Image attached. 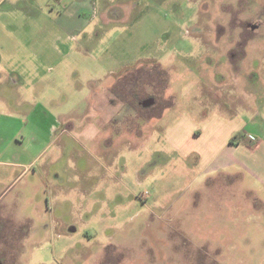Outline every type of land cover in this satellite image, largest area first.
<instances>
[{
  "label": "rangeland",
  "instance_id": "obj_1",
  "mask_svg": "<svg viewBox=\"0 0 264 264\" xmlns=\"http://www.w3.org/2000/svg\"><path fill=\"white\" fill-rule=\"evenodd\" d=\"M30 3L14 16L46 18ZM110 8L123 17L104 18ZM95 10L89 34L59 39L68 54L45 38L39 57L6 59L18 83L0 75V215L21 220V264H264V181L249 170L253 149H237L264 141V0ZM141 65L138 77L153 66L165 84L163 107L151 122L103 126L92 91Z\"/></svg>",
  "mask_w": 264,
  "mask_h": 264
},
{
  "label": "crops",
  "instance_id": "obj_2",
  "mask_svg": "<svg viewBox=\"0 0 264 264\" xmlns=\"http://www.w3.org/2000/svg\"><path fill=\"white\" fill-rule=\"evenodd\" d=\"M23 1L25 3H27V1H30V6L33 7L32 9L34 10V12L36 11L40 14H43L46 16V18L27 19V17L14 16L12 11L18 4H23ZM96 2L97 0H58L57 5H51L46 3L40 4L39 0H0V68L2 69V71L0 70V75H3L5 72H7V75L11 71L16 77L12 78V83H18L20 79L21 68H12L6 66V59H19L25 57V55L27 56L30 54L39 57L37 55L38 49L40 50V55L42 52L46 51L44 50L45 47L41 46V44L38 46L39 48H35L34 50L33 46L38 42H44L46 40L45 38L49 39L48 43H50V52L68 54L69 47L65 50L61 49L57 44L59 39H61L60 42H64L68 39V35H71L70 33L75 31L79 32V34H89L88 30L90 25L94 23V20H96L99 15L95 10ZM44 5H47L51 9L49 13L45 12L46 6ZM56 9L59 10V15L54 20L55 25L59 28V33H57V36L52 33V30H50V23L48 21L50 18V14H52V12H54V10ZM103 17L108 20L111 19L117 21L121 19V17H123L122 8H110L107 15L104 14ZM43 26L46 27L43 28ZM44 32H46L45 36ZM66 34L68 35L64 36ZM55 38L56 40H54ZM3 78L4 77L0 78V80ZM94 91L95 90H93L92 93ZM95 113L98 114L97 112ZM151 120L149 122H151ZM31 149V146L26 147L23 154H25L26 157L28 155L32 156L31 160H33L36 159L39 154L32 153ZM237 149H243L245 151L253 149V154L259 151L257 156H253L252 154V156L250 157L249 163L251 168L249 170L252 172L256 171L255 173H259V176L264 181V141H257V143L254 144V148L252 146H246L239 141ZM5 152V149H1L0 155L4 154ZM2 162L3 161H0V163ZM3 164L13 167L22 165L10 164L8 162H4ZM28 165H32V163H28ZM25 169H28V167H25ZM24 172L25 170L23 171V173ZM2 215L7 216L8 214ZM12 221L14 223V226L21 224V220L19 219V217H16L15 220L12 219Z\"/></svg>",
  "mask_w": 264,
  "mask_h": 264
},
{
  "label": "flooded vegetation",
  "instance_id": "obj_3",
  "mask_svg": "<svg viewBox=\"0 0 264 264\" xmlns=\"http://www.w3.org/2000/svg\"><path fill=\"white\" fill-rule=\"evenodd\" d=\"M241 34L242 37L246 36L244 32ZM140 67L142 65L133 71L116 75L115 81L110 87L104 86V88H98V91L92 93V106L100 114V120H102V124L104 123L103 126L106 125V122H110L116 131L117 126L124 122L134 124L138 121H150L153 115L151 112L155 108L156 110L161 108V105L163 107L166 101L163 94L165 84L163 86L162 84L156 85L153 66L147 67L148 70L152 69L145 76L142 72L138 77ZM148 86H152L154 90L149 92ZM151 103L154 105L152 106ZM149 105L152 107H147ZM123 110L124 113H122ZM8 215H0V243L4 242V244H0V264H21L18 247L14 246L15 253L10 252V250L13 247L11 242L14 243L18 239L17 246H19V241L25 232L21 229L22 224L14 226Z\"/></svg>",
  "mask_w": 264,
  "mask_h": 264
},
{
  "label": "trees",
  "instance_id": "obj_4",
  "mask_svg": "<svg viewBox=\"0 0 264 264\" xmlns=\"http://www.w3.org/2000/svg\"><path fill=\"white\" fill-rule=\"evenodd\" d=\"M241 136H242V134L236 135L234 138L231 139L230 142L233 143L234 141L236 142V140L239 141V139H241ZM238 138H239V139H238ZM235 142H234V143H235ZM250 143H251V142H250ZM252 144H253V143H252Z\"/></svg>",
  "mask_w": 264,
  "mask_h": 264
},
{
  "label": "water",
  "instance_id": "obj_5",
  "mask_svg": "<svg viewBox=\"0 0 264 264\" xmlns=\"http://www.w3.org/2000/svg\"><path fill=\"white\" fill-rule=\"evenodd\" d=\"M151 104H153V103H151Z\"/></svg>",
  "mask_w": 264,
  "mask_h": 264
}]
</instances>
